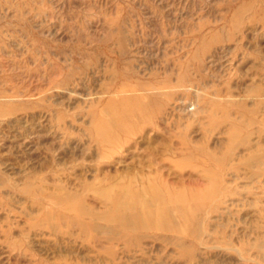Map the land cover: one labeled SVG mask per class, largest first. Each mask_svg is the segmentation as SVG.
Masks as SVG:
<instances>
[{
  "label": "rangeland",
  "instance_id": "rangeland-1",
  "mask_svg": "<svg viewBox=\"0 0 264 264\" xmlns=\"http://www.w3.org/2000/svg\"><path fill=\"white\" fill-rule=\"evenodd\" d=\"M0 264H264V0H0Z\"/></svg>",
  "mask_w": 264,
  "mask_h": 264
}]
</instances>
